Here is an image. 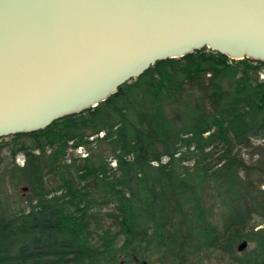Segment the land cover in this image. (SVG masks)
<instances>
[{"label": "trees", "instance_id": "trees-1", "mask_svg": "<svg viewBox=\"0 0 264 264\" xmlns=\"http://www.w3.org/2000/svg\"><path fill=\"white\" fill-rule=\"evenodd\" d=\"M263 66L205 48L0 139L1 194L10 181L33 193L0 204V264H264Z\"/></svg>", "mask_w": 264, "mask_h": 264}, {"label": "water", "instance_id": "water-1", "mask_svg": "<svg viewBox=\"0 0 264 264\" xmlns=\"http://www.w3.org/2000/svg\"><path fill=\"white\" fill-rule=\"evenodd\" d=\"M205 48L264 62V0H0V139L97 108Z\"/></svg>", "mask_w": 264, "mask_h": 264}, {"label": "rangeland", "instance_id": "rangeland-1", "mask_svg": "<svg viewBox=\"0 0 264 264\" xmlns=\"http://www.w3.org/2000/svg\"><path fill=\"white\" fill-rule=\"evenodd\" d=\"M208 49V48H207ZM210 50V49H208ZM212 51V50H211ZM197 52V51H196ZM178 59V58H176ZM264 79V66H263V70L262 73L260 75V80ZM72 152H74L73 149H69V153L71 154ZM76 154H80L81 156H85L86 155V151L85 150H78L75 151ZM71 157V155H69ZM249 158V157H248ZM24 156H19L18 159L16 160L17 164L20 166L24 165ZM1 191V188H0ZM218 199L214 198L216 201V212L217 216L215 218V221H217V223H220L219 217L220 215H222L224 213V209L222 207V200L221 198H219L217 195H215ZM33 197V193L31 190V186H29V184L27 183H16L15 181H10L8 182V184L5 185V194L3 192V194H1L0 192V204L3 203V205L6 207V209L8 210H17L20 207L21 208H25L28 206L29 204V200H31ZM253 247L252 244H249L247 249H251ZM158 257L154 256L153 260H156ZM138 264H148L145 261H141ZM160 264V263H157ZM200 264V263H199ZM204 264H229V257L222 255L221 253L218 254H213L212 258L208 261H206Z\"/></svg>", "mask_w": 264, "mask_h": 264}]
</instances>
